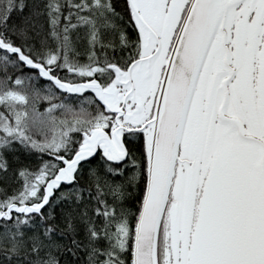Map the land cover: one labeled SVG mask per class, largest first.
Masks as SVG:
<instances>
[{
	"label": "snow or ice",
	"instance_id": "obj_1",
	"mask_svg": "<svg viewBox=\"0 0 264 264\" xmlns=\"http://www.w3.org/2000/svg\"><path fill=\"white\" fill-rule=\"evenodd\" d=\"M0 264H264V0H0Z\"/></svg>",
	"mask_w": 264,
	"mask_h": 264
}]
</instances>
